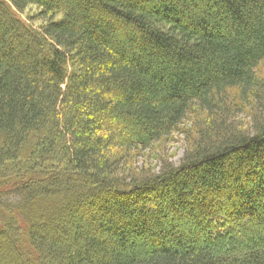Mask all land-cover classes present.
<instances>
[{
    "label": "trees",
    "instance_id": "16d2710c",
    "mask_svg": "<svg viewBox=\"0 0 264 264\" xmlns=\"http://www.w3.org/2000/svg\"><path fill=\"white\" fill-rule=\"evenodd\" d=\"M3 241L18 264H264V0H0Z\"/></svg>",
    "mask_w": 264,
    "mask_h": 264
},
{
    "label": "rangeland",
    "instance_id": "374dc122",
    "mask_svg": "<svg viewBox=\"0 0 264 264\" xmlns=\"http://www.w3.org/2000/svg\"><path fill=\"white\" fill-rule=\"evenodd\" d=\"M38 13V10L35 7H31L28 10H26V12L22 13L21 16L24 20L27 21L28 17H33L35 24H33V26L35 28H38L40 25H42L43 21L41 19L36 18V15ZM30 23V22H29ZM31 24V23H30ZM185 126L187 129H189V127L191 128V122L187 121L185 123ZM187 139L188 136L184 135V134H175L172 139L170 140V142L167 143L166 146V150L168 151L170 155V159L176 164L178 165L181 158L184 155V150L187 147ZM158 151V155H165L164 150H157ZM147 154L150 155L149 160L147 161L145 157H141L139 158V161H144V163L146 164H151V165H155L158 166V160L157 157L153 156L152 153H150L149 151L147 152ZM7 183V181H5ZM9 190L8 188L5 189H1V192L7 191ZM2 194V193H1ZM16 201L18 200V198H16ZM14 197H10L9 199H7V201L9 202H14L15 201ZM5 241H3L2 243H0V254L2 255V260H3V264H18V261H16L12 255L11 249L7 248V244Z\"/></svg>",
    "mask_w": 264,
    "mask_h": 264
},
{
    "label": "bare ground",
    "instance_id": "6f19581e",
    "mask_svg": "<svg viewBox=\"0 0 264 264\" xmlns=\"http://www.w3.org/2000/svg\"><path fill=\"white\" fill-rule=\"evenodd\" d=\"M166 146H167V143H166V145H164V152L166 153V154H168V156L170 157V155L171 154H169L168 153V151L166 150ZM182 159V158H181ZM170 161H172L171 159H170ZM173 162V161H172ZM174 163V162H173ZM180 163V162H179ZM175 164V163H174Z\"/></svg>",
    "mask_w": 264,
    "mask_h": 264
}]
</instances>
